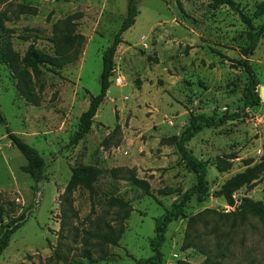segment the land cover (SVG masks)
Returning <instances> with one entry per match:
<instances>
[{"label": "rangeland", "instance_id": "rangeland-1", "mask_svg": "<svg viewBox=\"0 0 264 264\" xmlns=\"http://www.w3.org/2000/svg\"><path fill=\"white\" fill-rule=\"evenodd\" d=\"M234 1L253 28L260 27L247 56L259 93L264 85V0ZM23 4L34 12L22 11ZM125 4L0 0V45L8 41L19 54L30 40L52 53V24L73 11H80L76 31L83 35L74 60L52 69L40 66L38 76L31 74L35 104L18 93L10 69L0 62V199L7 209L15 207L13 214H26L1 251L0 264H132L150 255L154 219L194 182L173 142L189 114L241 112L247 75L239 59L248 39L238 12L215 0H139L134 21L121 32L113 52L114 72L88 130L77 142L67 143L90 95L99 90L101 51L117 29ZM244 110L238 118L202 127L186 141L206 163L210 195L202 201L189 198L183 213L167 224L161 242L165 264L202 261L196 247H180L187 217L197 212L199 243L214 247V234L220 233L221 264H264V215L248 214L226 234L227 223L219 213L233 207L211 194L227 176L264 152V96ZM5 124L42 154V176L34 179L21 169L25 158L10 143ZM79 163L95 165L101 172L91 192L82 187L71 192L68 207L62 191L70 166ZM130 173L146 179L155 197L133 185ZM162 187L169 192H158ZM112 196L131 207L115 244L92 235L96 223L114 222ZM233 196L264 202V168ZM84 249L90 258L83 255Z\"/></svg>", "mask_w": 264, "mask_h": 264}, {"label": "trees", "instance_id": "trees-1", "mask_svg": "<svg viewBox=\"0 0 264 264\" xmlns=\"http://www.w3.org/2000/svg\"><path fill=\"white\" fill-rule=\"evenodd\" d=\"M138 1L139 0H126L124 15L117 29L114 31L110 42L101 51V70L98 77L99 90L96 94L90 95L87 107L78 115L76 126L68 136L67 143L69 144L77 142L88 130L97 106L105 95L109 85V76L112 73L113 52L117 43L121 41V32L134 21V16L138 11ZM215 1L226 3L231 8L235 9L247 27L246 36L248 43L243 49L244 57L239 59V63L242 65L247 75L242 109L241 112L232 111L228 113H218L212 110L210 113L200 111L189 114L187 122L180 130L178 136L174 138L173 142L185 168L193 173L194 182L177 193L171 200L169 207L165 208L162 214L154 219L153 235L148 241L151 254L143 258H136L132 264H165L162 258L161 242L164 238L163 234L167 224L183 213L184 206L189 198L194 197L196 201H202L210 195L206 179V163L186 147V141L202 127L215 126L226 120L242 116L246 112L244 110L245 107L255 105L259 101V95L256 90L257 79L247 56L251 53L258 41L260 27L256 29L253 28L249 17L240 10L234 0ZM20 8L22 11L34 12V8L30 5L23 4ZM79 15L80 11H73L52 24L51 32L48 36V39L54 46L52 53L36 47L33 40L27 43L22 54H19L17 50L13 49L8 41H4L2 45H0V62H4L10 69L14 77L15 88L26 101L33 104L37 103L38 97L34 90L31 74L34 73L38 76L40 66L46 69H52L54 67H60L77 57L83 40L82 33L76 31L75 19L79 17ZM3 30L8 29L3 28ZM22 37L27 38V35H23ZM0 121L4 123V117L1 112ZM4 128L10 143L14 145L25 158V163L21 165V169L34 179L42 176L45 165L42 154L34 146L24 141L21 136L12 131L6 124ZM262 168H264V152L259 156L257 161L252 163L246 162V165L242 169L227 176L211 193L214 196H221L228 205L233 207L229 211L219 213V216H223L222 222L227 223L228 228L225 229L226 234L229 233V229L243 222L248 214L258 217L264 215V202L251 199L248 196H241L236 200L233 196V191L235 189L241 185L248 184L258 175ZM100 172L101 169L92 164L79 163L70 166L69 178L62 191L63 199L68 203V207H70L69 196L71 192L77 187L85 188L91 192L93 181ZM127 178L144 193L155 197L146 179L138 177L133 173L128 174ZM158 192L168 193L169 190L167 187H162ZM10 202L13 203L12 201ZM109 203L116 208L113 212L114 222L102 220L101 225L100 223H96L92 235L99 238L101 242L115 244L122 231V220L127 216L131 207L128 201L119 196L110 197ZM13 211H15V207L11 206L7 209L4 202L0 199V253L8 244L12 232L26 219V214L24 212L21 211L13 214ZM198 215L199 213L197 212L187 217L180 247L186 248L194 246L199 249L203 254V259L199 264H221L219 259H217L222 255L220 249L221 243L218 239L220 233L214 234V247H207L199 243L198 233L195 229L196 217ZM212 228L213 230L218 229L216 225H213ZM83 255L90 258L89 250L84 249ZM174 264L195 263L177 259Z\"/></svg>", "mask_w": 264, "mask_h": 264}, {"label": "water", "instance_id": "water-1", "mask_svg": "<svg viewBox=\"0 0 264 264\" xmlns=\"http://www.w3.org/2000/svg\"><path fill=\"white\" fill-rule=\"evenodd\" d=\"M258 95L260 97H263L264 96V85H260L259 86V93H258Z\"/></svg>", "mask_w": 264, "mask_h": 264}, {"label": "built area", "instance_id": "built-area-1", "mask_svg": "<svg viewBox=\"0 0 264 264\" xmlns=\"http://www.w3.org/2000/svg\"><path fill=\"white\" fill-rule=\"evenodd\" d=\"M114 72V68L112 67V73ZM114 80L116 81V82H119L120 81V76L119 75H115L114 76Z\"/></svg>", "mask_w": 264, "mask_h": 264}]
</instances>
